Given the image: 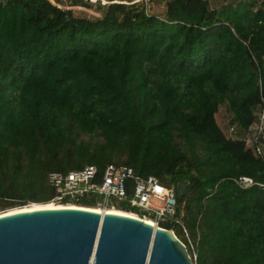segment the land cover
<instances>
[{
  "label": "trees",
  "instance_id": "1",
  "mask_svg": "<svg viewBox=\"0 0 264 264\" xmlns=\"http://www.w3.org/2000/svg\"><path fill=\"white\" fill-rule=\"evenodd\" d=\"M77 1L0 0V213L95 208L53 203L48 174L127 165L185 186L160 226L194 264H264V187L232 179L264 184V159L216 119L248 128L264 103V0Z\"/></svg>",
  "mask_w": 264,
  "mask_h": 264
},
{
  "label": "water",
  "instance_id": "2",
  "mask_svg": "<svg viewBox=\"0 0 264 264\" xmlns=\"http://www.w3.org/2000/svg\"><path fill=\"white\" fill-rule=\"evenodd\" d=\"M92 208L3 211L0 264H194L170 229Z\"/></svg>",
  "mask_w": 264,
  "mask_h": 264
},
{
  "label": "built area",
  "instance_id": "3",
  "mask_svg": "<svg viewBox=\"0 0 264 264\" xmlns=\"http://www.w3.org/2000/svg\"><path fill=\"white\" fill-rule=\"evenodd\" d=\"M84 1L104 6L113 3L140 4L146 12L148 9V0ZM254 116V121L248 128L229 122L227 132L229 137L243 140L246 147L264 159V103L255 109ZM47 179L56 191L53 203L64 198L78 201L85 195H95V207L124 208L127 210L125 213H131L142 220H150L157 226L172 219L177 205V191L172 185L161 183L153 175L137 176L133 168L127 165L110 163L102 171L96 165H86L65 173L52 171ZM232 179L242 189L253 185L264 187L263 183L255 182L249 176L242 175ZM182 215L181 213V217ZM179 220L174 219L176 223ZM193 259H196L195 254Z\"/></svg>",
  "mask_w": 264,
  "mask_h": 264
},
{
  "label": "rangeland",
  "instance_id": "4",
  "mask_svg": "<svg viewBox=\"0 0 264 264\" xmlns=\"http://www.w3.org/2000/svg\"><path fill=\"white\" fill-rule=\"evenodd\" d=\"M154 2H157V0H148V4H147V6H148V10L147 11L148 12L152 11L153 6H154L153 5ZM84 3H88V2H85L84 0L82 2L78 1V5L80 7L74 6L75 7L74 11H75L76 15H83V16H86V17H97V16L101 15V11H100L101 7L99 5L92 4L91 8H86V6H84ZM105 6H107V5H105ZM216 119H217V122H218L219 126L221 127V129L225 132L226 136L229 137V134L227 132V126H228V123L230 122V113L227 110L226 105L221 104L219 106V111L216 114ZM28 205L29 206H33V205H36V204L35 203H31V204H28ZM28 205H25V206H28ZM7 210H9V209H7Z\"/></svg>",
  "mask_w": 264,
  "mask_h": 264
},
{
  "label": "bare ground",
  "instance_id": "5",
  "mask_svg": "<svg viewBox=\"0 0 264 264\" xmlns=\"http://www.w3.org/2000/svg\"><path fill=\"white\" fill-rule=\"evenodd\" d=\"M61 207H77V205H49V206H38V205H33V206H26V207H22V208H15L12 210H9L6 213H12V212H18V211H24V210H30V209H37V208H61ZM93 210L100 212V213H104V212H110V213H118V214H127L124 212H119L116 209L113 208H99V207H95L92 208ZM134 216L133 214H129ZM148 221V220H147ZM150 224H154L152 221H148Z\"/></svg>",
  "mask_w": 264,
  "mask_h": 264
},
{
  "label": "crops",
  "instance_id": "6",
  "mask_svg": "<svg viewBox=\"0 0 264 264\" xmlns=\"http://www.w3.org/2000/svg\"><path fill=\"white\" fill-rule=\"evenodd\" d=\"M51 1H53V0H51ZM53 2H54V1H53ZM77 4H78V1H77ZM163 4H164V3H163L162 1L157 0V2H154V4H153L154 6H153V7H154V8L157 7V8L160 9V8L163 7ZM72 6H73V7H74V6L80 7L79 5H72Z\"/></svg>",
  "mask_w": 264,
  "mask_h": 264
}]
</instances>
